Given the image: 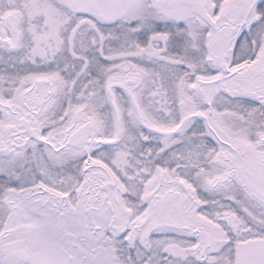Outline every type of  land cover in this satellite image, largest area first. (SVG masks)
Listing matches in <instances>:
<instances>
[{
    "label": "snow or ice",
    "instance_id": "obj_1",
    "mask_svg": "<svg viewBox=\"0 0 264 264\" xmlns=\"http://www.w3.org/2000/svg\"><path fill=\"white\" fill-rule=\"evenodd\" d=\"M0 264H264V0H0Z\"/></svg>",
    "mask_w": 264,
    "mask_h": 264
}]
</instances>
